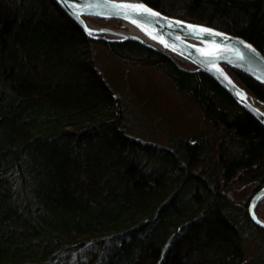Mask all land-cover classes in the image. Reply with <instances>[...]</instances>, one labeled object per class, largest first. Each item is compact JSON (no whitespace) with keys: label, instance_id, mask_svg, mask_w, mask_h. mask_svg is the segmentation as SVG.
I'll list each match as a JSON object with an SVG mask.
<instances>
[{"label":"trees","instance_id":"16d2710c","mask_svg":"<svg viewBox=\"0 0 264 264\" xmlns=\"http://www.w3.org/2000/svg\"><path fill=\"white\" fill-rule=\"evenodd\" d=\"M141 1L264 53V0ZM96 43L160 70L210 129L166 144L136 136ZM194 68L91 38L54 0H0V264H264V228L247 211L264 185V125ZM224 68L264 106L262 83Z\"/></svg>","mask_w":264,"mask_h":264},{"label":"water","instance_id":"95a60500","mask_svg":"<svg viewBox=\"0 0 264 264\" xmlns=\"http://www.w3.org/2000/svg\"><path fill=\"white\" fill-rule=\"evenodd\" d=\"M64 12L72 18L80 29L89 37L99 40H124L131 39L165 54H174L185 61L195 65L192 70L203 71L210 75L235 101L246 111L252 114L264 125V110L254 102V99L241 86H239L224 68L228 65L239 69L264 85V53L254 47L250 42L240 36L233 35L223 30L196 22L180 19L167 15L141 0H54ZM142 5L158 15L151 16L148 13L132 12L131 9H120L118 5ZM77 13L74 15L73 13ZM86 17L116 18L125 26L131 24L144 29L158 43L168 50L164 51L155 45L144 41L141 37L124 33L121 37L110 38L105 32L118 30L115 28L102 27L104 31L90 30L86 26ZM135 20V23L132 21ZM196 28L209 29L207 33H193ZM163 41V43L161 42ZM167 45V46H166ZM204 51H213L214 55L205 56ZM247 95L250 99L245 100L239 94ZM264 197V185L260 187L250 198L247 211L251 220L264 228V219L256 213V206Z\"/></svg>","mask_w":264,"mask_h":264},{"label":"rangeland","instance_id":"374dc122","mask_svg":"<svg viewBox=\"0 0 264 264\" xmlns=\"http://www.w3.org/2000/svg\"><path fill=\"white\" fill-rule=\"evenodd\" d=\"M86 20L99 27L127 29L121 20L106 22L93 17H86ZM93 48L96 64L103 76L120 94L124 108L129 113L132 111L130 115L135 118L133 133L136 136L148 142L166 144L169 134L190 139L197 130L210 129L200 110L178 94L160 70L121 61L97 43ZM254 102L264 110L262 104L255 99ZM239 188H235L233 196L236 202L243 204L248 191ZM251 250L252 245L249 244Z\"/></svg>","mask_w":264,"mask_h":264},{"label":"bare ground","instance_id":"6f19581e","mask_svg":"<svg viewBox=\"0 0 264 264\" xmlns=\"http://www.w3.org/2000/svg\"><path fill=\"white\" fill-rule=\"evenodd\" d=\"M122 1H134V0H122ZM127 25V29L126 30H111L108 32H105L107 37L110 38H115V37H121L123 36L124 33H131L134 35H137L139 37H141L144 41L151 43L153 45H155L158 48H161L164 51H167L168 49L163 46L162 44L158 43V41H156L154 38H152L150 36L149 33H147L144 29H141L137 26L131 25V24H126ZM86 26L90 29V30H97L99 31H104L103 28L96 26L90 22H86ZM241 96V95H240ZM241 97H243L245 100H249V97L247 95H242Z\"/></svg>","mask_w":264,"mask_h":264},{"label":"snow or ice","instance_id":"6c2138e0","mask_svg":"<svg viewBox=\"0 0 264 264\" xmlns=\"http://www.w3.org/2000/svg\"><path fill=\"white\" fill-rule=\"evenodd\" d=\"M114 7H118L120 9H131L132 12H143V13H148L149 15L151 16H156L158 15L157 13L155 12H150V10L146 7H143L142 5H118V6H114ZM74 15H76L77 13H73ZM133 23H135V20L132 21ZM190 28H192V32L193 33H199V34H204V33H207V34H210V35H219L218 33H211L209 29H206V28H196V27H193V26H189ZM163 43V41H161ZM167 46V45H166ZM202 54L205 55V56H210V55H214V52L213 51H204L202 50ZM239 94V93H238ZM242 96V94H239Z\"/></svg>","mask_w":264,"mask_h":264}]
</instances>
